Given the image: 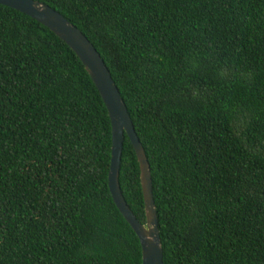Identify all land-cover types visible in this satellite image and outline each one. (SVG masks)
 <instances>
[{"label": "trees", "instance_id": "16d2710c", "mask_svg": "<svg viewBox=\"0 0 264 264\" xmlns=\"http://www.w3.org/2000/svg\"><path fill=\"white\" fill-rule=\"evenodd\" d=\"M93 46L149 166L162 264H264V0H34ZM76 55L0 5V264H140ZM117 182L144 225L123 135Z\"/></svg>", "mask_w": 264, "mask_h": 264}, {"label": "water", "instance_id": "95a60500", "mask_svg": "<svg viewBox=\"0 0 264 264\" xmlns=\"http://www.w3.org/2000/svg\"><path fill=\"white\" fill-rule=\"evenodd\" d=\"M0 5L33 19L59 38L78 58L97 89L110 125V158L107 188L113 204L136 235L140 247V264H162V250L157 218L151 195L149 166L135 134L126 107L108 70L93 46L59 13L34 0H0ZM123 135L129 141L139 170V184L144 210V225L139 223L123 200L117 182Z\"/></svg>", "mask_w": 264, "mask_h": 264}]
</instances>
